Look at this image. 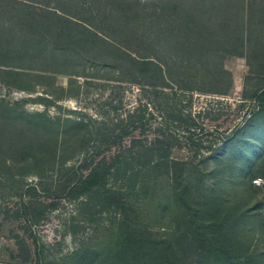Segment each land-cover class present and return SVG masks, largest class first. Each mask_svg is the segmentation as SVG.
<instances>
[{
  "label": "rangeland",
  "instance_id": "rangeland-1",
  "mask_svg": "<svg viewBox=\"0 0 264 264\" xmlns=\"http://www.w3.org/2000/svg\"><path fill=\"white\" fill-rule=\"evenodd\" d=\"M105 1L98 3L95 23L113 36L114 46L99 42L63 52L51 46L53 37L31 38L35 32L23 18L0 9V264H78L72 257L76 250L93 251L99 261L113 248L120 212L109 205L108 196L100 201L75 187L100 158L127 151L131 136L121 140L119 149L98 151L93 137L82 142V122L93 129L101 122L107 136L115 134L118 120L142 106L147 100L143 88L152 86L177 93L183 110L194 115L189 127L205 145L225 143L222 136H230L253 114L219 156L184 175L190 201L218 192L228 205L250 189L263 219L252 226L256 235L241 239L256 240L263 250L264 106L258 109L255 95L264 88V0ZM45 45L54 51L44 50ZM150 112L149 129L132 133L140 143H150L160 125V114ZM38 114L59 121L58 126ZM177 129L182 147L171 157L183 160L185 135ZM209 152L201 149L203 156ZM104 184L123 186L114 175L106 176ZM156 194L164 204L170 190L162 186ZM141 199L131 196L134 204ZM137 207L144 208L145 218L134 223L157 238L176 228L185 209L166 206V217L154 221L149 206ZM172 210L174 221L168 217ZM177 231L180 235L182 228ZM187 237L176 254L181 264H195L199 248L188 245L194 236Z\"/></svg>",
  "mask_w": 264,
  "mask_h": 264
},
{
  "label": "trees",
  "instance_id": "trees-1",
  "mask_svg": "<svg viewBox=\"0 0 264 264\" xmlns=\"http://www.w3.org/2000/svg\"><path fill=\"white\" fill-rule=\"evenodd\" d=\"M100 1L104 0H0V9L9 12L10 16L16 19L23 18L35 32L31 38H36V34H39L42 40L53 37L51 46L56 51L63 52L81 50L84 46H95L99 42L114 46L113 36H109L106 30L99 28L95 23V18L100 13ZM106 1L114 3L118 0ZM82 13L88 14L90 18L83 20ZM44 48L50 52L54 51L49 50L46 45ZM45 69L47 72L57 71ZM143 91V96L147 97L148 101L142 106L132 108L125 118L118 120L115 134L107 136L105 125H101V122L99 127L94 129L82 122L86 128L82 142L93 137L98 151L113 145L119 149L124 137L131 138L130 143L125 146L127 151L100 158L84 176L78 178V185L75 187L77 193L83 192L88 197L96 194L100 201L108 196L109 205L115 206L120 212V222L115 230V244L113 248L108 247L99 261L95 260L93 251L83 248L73 252V259L77 260L78 264H181L183 260L176 253L180 252L183 240L191 234L194 238L188 245L198 247L200 254L195 264H264V249L258 250L256 240L241 239L242 235L244 238H251V235L255 234L252 226L258 222L260 224L263 219L258 201L255 200L256 204H252L254 199L250 189L244 188L243 195L235 196L228 205L218 192H206L203 198L197 197L190 201L186 185L188 175H184L189 173L191 166L215 158V155L219 156L225 143L247 126L253 114H250L243 126L237 128L230 136H222L223 141L226 139L225 143L205 145L203 139L194 132L195 129L189 127L194 121V115L183 110L174 90L167 91L152 86L143 88ZM255 97L260 109L264 106V88ZM152 109L160 114V125L155 129L150 143H140L132 133L138 130L139 134H143L149 129L148 125L153 118V113L150 112ZM37 116L44 118L47 124H59V121L50 120L42 114ZM64 121L71 119L66 118ZM178 127L184 130L185 135L183 147L186 148L187 154L183 160L171 157L174 149L182 147L176 136ZM202 148L208 149L209 154L203 156ZM198 155L201 158L194 163L193 160ZM109 175H114V179L121 181L123 186L106 187L104 182ZM164 175L170 176L165 178ZM162 186L170 190L171 196L165 195L164 204L160 201L159 194H156ZM147 194L148 200L145 199ZM132 195L142 198L141 203L134 204ZM242 196L245 198L240 202ZM137 206H149V218L154 221L166 217V206H174V210H179L177 206H185V209L181 212L182 220L176 228L165 238H157L153 237L149 230L140 227V224L134 223L139 218H145L144 208L139 211L140 207ZM174 210L168 216L170 221L176 220ZM180 227L182 231L177 235V229ZM261 227L260 237L264 235V223ZM175 235V240H172ZM36 255L39 256L38 251Z\"/></svg>",
  "mask_w": 264,
  "mask_h": 264
},
{
  "label": "built area",
  "instance_id": "built-area-1",
  "mask_svg": "<svg viewBox=\"0 0 264 264\" xmlns=\"http://www.w3.org/2000/svg\"><path fill=\"white\" fill-rule=\"evenodd\" d=\"M254 183L259 184V180L258 179H255L254 180Z\"/></svg>",
  "mask_w": 264,
  "mask_h": 264
}]
</instances>
